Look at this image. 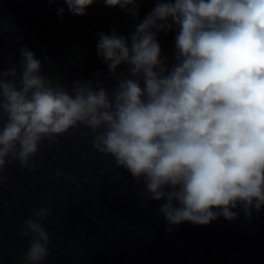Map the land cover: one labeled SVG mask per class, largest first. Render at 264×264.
Returning a JSON list of instances; mask_svg holds the SVG:
<instances>
[{"label":"clouds","instance_id":"9594fccd","mask_svg":"<svg viewBox=\"0 0 264 264\" xmlns=\"http://www.w3.org/2000/svg\"><path fill=\"white\" fill-rule=\"evenodd\" d=\"M94 2L63 0L77 16ZM103 2L135 19L143 0ZM169 30L177 31L171 66L156 35ZM96 49L117 81L111 90L98 77L67 87L43 73L26 46L18 67L10 62L5 69L0 61V186L6 165L19 161L35 171L32 160L45 140L55 144L83 126L93 148L142 181L150 200H166L158 211L167 231L186 221L234 220L238 206L249 217L261 210L264 0H155L129 37L113 28L99 34ZM122 64L127 75L117 74ZM50 215L51 207L33 208L20 226L29 240L22 264L49 257L44 221Z\"/></svg>","mask_w":264,"mask_h":264}]
</instances>
